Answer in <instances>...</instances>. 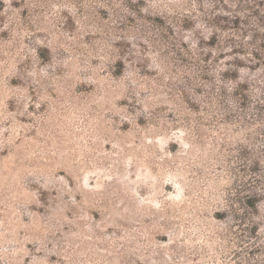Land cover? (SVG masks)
Returning <instances> with one entry per match:
<instances>
[{"label": "rangeland", "instance_id": "rangeland-1", "mask_svg": "<svg viewBox=\"0 0 264 264\" xmlns=\"http://www.w3.org/2000/svg\"><path fill=\"white\" fill-rule=\"evenodd\" d=\"M129 1L0 0V264H264V0Z\"/></svg>", "mask_w": 264, "mask_h": 264}, {"label": "trees", "instance_id": "trees-1", "mask_svg": "<svg viewBox=\"0 0 264 264\" xmlns=\"http://www.w3.org/2000/svg\"><path fill=\"white\" fill-rule=\"evenodd\" d=\"M133 4L132 0L129 1V5L131 6ZM191 59H193L194 61H196V56H194V54L190 51H188ZM185 60H187L185 58ZM200 60H202V62H206L207 61V56H204V57H200ZM188 62H190L188 60ZM202 66V65H201ZM207 71L208 69L205 70V68L202 66L201 68V77L202 79H208V77L206 76L207 74ZM228 73V71H225L223 73V76H225L226 74ZM205 75V76H204ZM233 79V78H231ZM245 86V84L243 83H238L237 86L234 87V96L238 99V103L241 105V106H244L246 103H247V100H248V95L245 93V90L243 89ZM187 98H185V101H186ZM188 101V100H187ZM190 103V102H188ZM258 196H255V197H249V198H246L244 200L240 199V200H236V201H233V204H232V209H233V215L235 216V218L238 220L239 219V215H240V208L238 207V205L240 204H245L247 207H250L254 210H257V204L258 202L261 200L260 198H257ZM226 211L225 212H218V216L217 218L219 219H224L226 218Z\"/></svg>", "mask_w": 264, "mask_h": 264}]
</instances>
